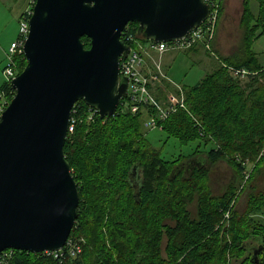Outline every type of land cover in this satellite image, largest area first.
<instances>
[{"label":"trees","instance_id":"trees-1","mask_svg":"<svg viewBox=\"0 0 264 264\" xmlns=\"http://www.w3.org/2000/svg\"><path fill=\"white\" fill-rule=\"evenodd\" d=\"M239 30L232 55L217 56L215 70L193 87L182 86L187 112L180 110L159 124L162 133L182 146L199 143L175 162L163 160L145 139L142 114L123 113L119 106L112 118L95 115L87 124L88 108L82 102L74 105L77 122L63 153L77 184L78 217L69 239L80 253L54 259L13 251L9 264H253L249 256L260 246L258 261L264 264V223L254 220L264 206V192L252 183L257 175L264 176V154L246 187L244 168L236 161H257L264 148V66L252 49L264 38V0H243ZM136 32L125 33L148 42ZM125 33L121 40L133 49L124 41ZM81 42L89 48L88 39ZM214 46L215 39V54ZM16 63L20 74L25 59L18 57ZM221 64L253 75L242 84ZM157 89L159 100L162 91H172L168 84ZM0 94L7 104L14 96L7 83ZM201 144L214 146L202 151ZM219 161L232 169L237 186L232 183L215 197L208 182L210 168ZM239 187L246 194L242 213L235 207ZM256 231L263 238L255 247L250 241L259 237Z\"/></svg>","mask_w":264,"mask_h":264},{"label":"water","instance_id":"water-1","mask_svg":"<svg viewBox=\"0 0 264 264\" xmlns=\"http://www.w3.org/2000/svg\"><path fill=\"white\" fill-rule=\"evenodd\" d=\"M208 15L204 0H35L26 65L10 83L14 96L0 118V254L64 248L79 204L63 153L70 113L82 102L101 120L115 116L128 84L119 77L130 49L121 40L126 24L138 25V38L167 44ZM261 252L252 249L253 264Z\"/></svg>","mask_w":264,"mask_h":264},{"label":"built area","instance_id":"built-area-1","mask_svg":"<svg viewBox=\"0 0 264 264\" xmlns=\"http://www.w3.org/2000/svg\"><path fill=\"white\" fill-rule=\"evenodd\" d=\"M209 7V15L205 22L197 29L192 30L184 39L179 42L167 44H154L153 42L141 43L132 35L125 33L123 39L127 43H132L134 48L129 47V53L126 58H120L119 77L127 79V91L125 98L122 99L121 112L132 115L142 114L143 128L146 131H161L160 123L166 121L171 115L182 110L187 112L183 98L182 88L171 84L162 70L160 62L153 61V55L161 58L165 53L177 50L188 53L193 49H200L210 54L214 59H218L212 51V44L215 39L216 26L222 0H204ZM35 3V1H33ZM32 9L27 10L20 15L18 22V38L16 42L11 43L8 53L5 55L7 65L2 70V75L6 83L10 86L11 81L18 74L16 58L23 57V46L29 33V19ZM122 34V35H123ZM123 42V41H122ZM126 45V44H125ZM229 76L235 80L242 81L248 76L253 75L244 69H234L221 64ZM170 85L172 91H163V100L155 97L153 87L163 88V85ZM8 106L6 100L1 95L0 98V118L1 114ZM74 108V106H73ZM71 110L68 133L72 134L77 119L76 109ZM90 119L98 115L95 110L88 108ZM188 114V113H187ZM225 218H228L226 215ZM14 250H6L0 254V264H9ZM65 253L75 256L80 253V247L69 239L64 248L58 252H44L46 256H52L54 259H61Z\"/></svg>","mask_w":264,"mask_h":264},{"label":"rangeland","instance_id":"rangeland-1","mask_svg":"<svg viewBox=\"0 0 264 264\" xmlns=\"http://www.w3.org/2000/svg\"><path fill=\"white\" fill-rule=\"evenodd\" d=\"M33 1L35 0H0V87L6 83V80L2 75V70L7 65L5 55L8 53L11 43L16 42L18 38V22L20 15L28 9L31 10L33 8ZM242 4L243 0H222L216 26L214 46V49L217 51V53H215V55L217 54L216 57H227L236 51V46L241 36L239 23L242 15ZM252 49L258 55L259 63L264 66V38L255 42ZM166 54H168V59L171 60L166 66V77L171 84L177 85L181 88L182 86L189 88L193 87L206 75L216 69V62H214L216 59H213L212 61V58L203 50H200L198 54H189L183 51L173 50L165 53L163 56ZM246 81L247 78L243 79L241 82L244 84ZM157 88V86L153 87L154 93L161 92ZM90 117L91 115L87 112L85 114L87 124L92 122V118L90 119ZM143 134L145 135V139L153 146L154 150L160 154V157L171 163L177 161L179 156H188L192 154V152L199 146L198 142L182 146L176 139L168 138L159 130L146 131L143 128ZM213 146L214 145H207L204 148V145L201 144V150L207 151ZM263 154L264 148L259 154V157H257V161L254 162H241L239 159H236V161L244 168V173L241 175V178H243V185L245 187L246 184H249L250 182L248 180L250 173H252L258 159ZM234 178V172L228 167L225 161H219L213 165L210 168V181L208 182L212 195L219 197L223 193L222 190L234 182ZM236 181L235 184L233 183L235 186H237ZM253 182H255L256 187L264 192V176H262V174L261 176L257 175L252 183ZM240 191L241 187L238 188L237 193ZM235 207L238 213H242L245 210L246 194H244V192L241 191V193L238 194ZM259 207L260 206L258 205L256 208ZM261 209L260 213H254V220H260L264 223V206H262ZM255 233H258L259 237L256 241H250L254 246L260 245L261 239L263 238L262 232L256 231ZM252 236L253 235H251V237ZM249 240H252V238ZM251 256L252 252L249 257ZM262 258L264 259V257Z\"/></svg>","mask_w":264,"mask_h":264},{"label":"crops","instance_id":"crops-1","mask_svg":"<svg viewBox=\"0 0 264 264\" xmlns=\"http://www.w3.org/2000/svg\"><path fill=\"white\" fill-rule=\"evenodd\" d=\"M200 52V49H198L197 52H190L189 54H198ZM211 57V56H210ZM168 54H166L165 56L161 57V58H158L157 56H154L153 55V61L155 62H160L161 66H162V70L164 72V74L167 76V72H166V66H167V63L170 62L171 60L168 59ZM212 58V57H211ZM213 59V58H212ZM214 63V62H213Z\"/></svg>","mask_w":264,"mask_h":264},{"label":"flooded vegetation","instance_id":"flooded-vegetation-1","mask_svg":"<svg viewBox=\"0 0 264 264\" xmlns=\"http://www.w3.org/2000/svg\"><path fill=\"white\" fill-rule=\"evenodd\" d=\"M137 30H138V25L135 23H128V24H126V26L124 28V32L137 31Z\"/></svg>","mask_w":264,"mask_h":264}]
</instances>
